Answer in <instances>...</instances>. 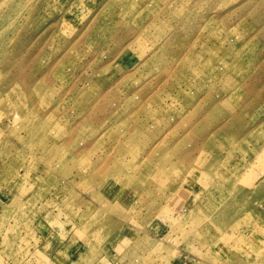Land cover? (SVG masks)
Returning a JSON list of instances; mask_svg holds the SVG:
<instances>
[{
	"label": "rangeland",
	"instance_id": "1",
	"mask_svg": "<svg viewBox=\"0 0 264 264\" xmlns=\"http://www.w3.org/2000/svg\"><path fill=\"white\" fill-rule=\"evenodd\" d=\"M0 264H264V0H0Z\"/></svg>",
	"mask_w": 264,
	"mask_h": 264
},
{
	"label": "crops",
	"instance_id": "2",
	"mask_svg": "<svg viewBox=\"0 0 264 264\" xmlns=\"http://www.w3.org/2000/svg\"><path fill=\"white\" fill-rule=\"evenodd\" d=\"M215 110H216V109L212 106V108H209V109H208V112H209V113H211V112H215ZM197 112H199L198 114H200L201 110H199V109L197 108V110H196V114H197ZM181 159H182V157H181ZM183 160H184V159H183Z\"/></svg>",
	"mask_w": 264,
	"mask_h": 264
},
{
	"label": "bare ground",
	"instance_id": "3",
	"mask_svg": "<svg viewBox=\"0 0 264 264\" xmlns=\"http://www.w3.org/2000/svg\"><path fill=\"white\" fill-rule=\"evenodd\" d=\"M209 108H212V105L209 107ZM199 110H204L203 108L201 109L200 107L198 108ZM17 117V116H16ZM15 115L12 116L13 119L16 118Z\"/></svg>",
	"mask_w": 264,
	"mask_h": 264
}]
</instances>
